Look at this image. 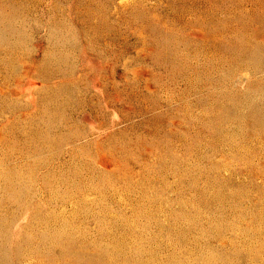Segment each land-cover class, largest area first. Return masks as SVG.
<instances>
[{
    "label": "rangeland",
    "instance_id": "rangeland-1",
    "mask_svg": "<svg viewBox=\"0 0 264 264\" xmlns=\"http://www.w3.org/2000/svg\"><path fill=\"white\" fill-rule=\"evenodd\" d=\"M0 264H264V0H0Z\"/></svg>",
    "mask_w": 264,
    "mask_h": 264
}]
</instances>
